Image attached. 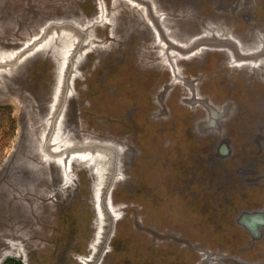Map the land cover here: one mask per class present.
Instances as JSON below:
<instances>
[{"label":"rangeland","instance_id":"obj_1","mask_svg":"<svg viewBox=\"0 0 264 264\" xmlns=\"http://www.w3.org/2000/svg\"><path fill=\"white\" fill-rule=\"evenodd\" d=\"M102 1L115 18L93 29L100 0L43 10L32 0V15L25 0H0L3 53L55 21L86 34L65 45L74 71L57 70L63 41L4 66L12 99L0 100V264H264V219L254 233L245 226L264 218V0L228 9L219 0ZM224 34L232 41L193 56L190 44ZM91 144L107 150L88 153ZM31 150L55 163L31 165ZM115 156L119 219L107 240L102 218L107 236L111 217L99 208L97 231L91 200Z\"/></svg>","mask_w":264,"mask_h":264},{"label":"bare ground","instance_id":"obj_2","mask_svg":"<svg viewBox=\"0 0 264 264\" xmlns=\"http://www.w3.org/2000/svg\"><path fill=\"white\" fill-rule=\"evenodd\" d=\"M39 2V6H36L35 8L36 9H39V10H43L45 9V6L47 5H53L54 7L58 8V9H61V7L64 5L66 6V0H37ZM193 1L194 0H184V2L186 4H189V3H192L193 4ZM199 1V0H198ZM220 2H222L223 4V7L228 9L230 8L229 6L231 5L233 7L234 4H231V0H219ZM200 2V1H199ZM130 4V3H129ZM35 5V2H32V0H25V10H24V14L25 15H32L33 12L30 10L31 8H33ZM112 6H114V4H111ZM105 3L100 0V2L97 4L96 6V9H97V13L94 14V15H91V19H92V23H90V25L93 26V29H95V27L97 26H102L103 27L109 23L111 24V22L114 20L115 18V13H107L106 11V7H105ZM206 6V5H205ZM231 7V8H232ZM150 8V7H149ZM206 10V12L203 14L202 17H207L209 16V14H211L213 11L211 10V8H207L205 7L204 8ZM78 11L79 9L76 8L74 9V11ZM141 10L143 13H144V9H139ZM147 10V9H146ZM72 14H67L66 17H69L71 16ZM153 13H149V17L151 16L152 17ZM130 16L135 18L133 13L131 12L130 13ZM148 16V15H147ZM144 17V16H143ZM210 17V16H209ZM106 18H109V21L106 20ZM62 19V18H61ZM81 21L78 23L80 25H87L88 23L86 24H83L82 22L85 21L86 18H84V13L81 15ZM261 21L264 23V16H262L261 18ZM76 21V20H75ZM56 23H52L50 24V26H46L45 28L43 29H38V35L37 37H33V35L31 37H27V35L25 36L26 40L24 43H22V46L17 50V52L15 53H3L0 51V94H4L3 96H0V100H6V99H12L11 96H10V87L7 85V82L5 81V78L6 76L10 75V73L7 72V68L4 67L5 65H9L10 63H15L16 66H18V68H20L21 66H23L26 61L28 59H32V58H35L37 56H41V55H45L46 52L47 53H50L49 51L51 50L53 52V49L54 47L58 44V42H65L63 43V47H62V51L61 49L59 48L58 46V50L61 51V53H59L58 57H59V63H58V67H57V70L59 71V73H61L63 71V69L65 68L66 71L68 70H72L74 71L76 67H74L72 65V63L69 64L68 60H69V56L67 57V55L70 54V51L71 49H68L65 51V45L69 44V43H75V42H78L77 39L75 38V36H77L79 39H83L84 36H86V34L81 31V30H78L76 29V27L74 26V24H72L73 22L70 21V19H67V21L65 23H62L60 24L58 21H55ZM62 22V21H61ZM75 27V28H74ZM36 32V33H37ZM94 34H95V30H93ZM92 34V35H94ZM91 35V34H90ZM29 36V35H28ZM91 38V37H90ZM232 38L233 37H225V34L224 35H221V36H215V35H212L210 37H206L204 40H205V43L204 44H190V50H194V52H196V54H194L193 56H197L199 55L200 52L196 51L197 48H201L203 46H207L206 44H209V43H221L223 42L225 39H230L232 41ZM86 42V41H85ZM168 42V40H167ZM82 43V42H81ZM169 43V42H168ZM92 45V44H90ZM189 45V44H188ZM195 47H192L194 46ZM80 47H82V44H80ZM68 48V47H66ZM200 51V50H199ZM261 53V52H259ZM185 56L187 55H190V54H183ZM227 56L230 58V61L232 60V57L230 55L229 52H227ZM263 56V55H262ZM235 58H244L245 60L248 59V58H245V57H242V56H238L237 54L234 55ZM233 57V58H234ZM251 59L250 60H254L256 61L257 57H250ZM179 59V58H178ZM66 61V62H65ZM233 61V60H232ZM231 61V63H232ZM256 62H264V60H261V59H257ZM249 62H247V64L245 65H239L241 66L240 68L242 69H245L247 67H250V65L248 64ZM262 65H264L262 63ZM11 66V65H10ZM9 66V68H10ZM3 67V68H2ZM58 83L56 85V87L54 88V91H53V96H56V99L58 100V94H57V90H58ZM8 93V94H6ZM52 111H50V117L54 115L55 113V110H56V107L53 106V108H51ZM29 112V111H28ZM47 115V114H46ZM32 118V117H31ZM43 118V117H42ZM33 119V118H32ZM31 119V120H32ZM41 120V117L39 118ZM42 122V120H41ZM44 122V121H43ZM24 123V122H23ZM48 124V123H47ZM46 125L45 122L43 123V126ZM53 125V124H52ZM32 126V125H31ZM30 126V123L27 122V130L31 128ZM42 126V125H41ZM36 127V126H35ZM39 127V125H38ZM46 128V126H44ZM41 128V127H40ZM43 128V127H42ZM23 129V126L22 128ZM32 129V128H31ZM24 130V129H23ZM34 130V129H32ZM36 130V129H35ZM42 130V129H41ZM40 130V131H41ZM23 132V131H22ZM34 132V131H33ZM45 133V132H44ZM26 134V133H25ZM53 134V133H52ZM52 134L50 135V138L53 137ZM22 135V134H21ZM35 135V134H34ZM44 135V134H43ZM55 139H54V142L57 143V141H60V144H62L64 142V139H63V136L61 134V130L57 131L56 132V135H55ZM20 137V136H19ZM31 137V136H30ZM37 138V137H36ZM39 138V137H38ZM44 138H45V135H44ZM48 138V136H47ZM48 138V140L50 139ZM23 141V140H22ZM46 142V141H45ZM23 143V142H22ZM21 143V144H22ZM54 143V144H55ZM24 144V143H23ZM19 146V145H18ZM24 146V145H23ZM50 146V145H49ZM48 146V147H49ZM22 147V146H21ZM35 147V146H33ZM51 147V146H50ZM49 147V148H50ZM18 148V147H17ZM24 148V147H22ZM47 150V149H46ZM49 150V149H48ZM50 150L53 151V148H50ZM21 151V150H20ZM16 152V151H15ZM45 152V151H44ZM98 152V151H97ZM55 153V152H54ZM103 154V153H102ZM21 155V154H20ZM67 155V154H66ZM88 155V154H87ZM106 155V154H105ZM27 156V162L28 163H31V165H35V164H41V165H44L45 163L44 162H48V163H55V160L53 159H50V158H46L47 160L44 159V157H41V155L33 150H31L30 152H27L26 154ZM46 156V155H45ZM83 156V155H81ZM80 156V157H81ZM24 157V156H23ZM89 157V156H88ZM105 157V156H104ZM87 158V156H86ZM84 157V159H86ZM24 159V158H23ZM25 160V159H24ZM53 160V161H52ZM80 160V158L78 159ZM86 161V160H85ZM63 162V161H62ZM66 162V161H65ZM98 162V161H97ZM100 162V161H99ZM56 163L58 164H61L60 161H56ZM107 163V162H106ZM20 164V163H18ZM58 164V165H59ZM98 164V163H97ZM30 165V164H28ZM102 165V164H101ZM61 166V165H59ZM105 166V163L101 166V168H103ZM98 167V166H97ZM61 168V167H60ZM96 168V167H95ZM92 169V168H91ZM95 170V169H94ZM97 171V170H96ZM101 171L98 170V172ZM60 172H62V170L60 169ZM95 172V171H94ZM93 172V173H94ZM65 173L67 174L68 171L67 169L65 170ZM60 174V173H59ZM96 174V173H95ZM60 176V175H59ZM65 177V176H64ZM67 179V178H66ZM105 181V180H104ZM51 186V185H50ZM56 189V188H55ZM99 188H95V191H94V188H93V191H92V205H93V208H94V211L97 215V220L95 221V224H96V227H97V231L99 230ZM24 190V189H23ZM23 192V191H22ZM46 193V188L44 189V192L39 196V198L41 200H48L49 197ZM25 195V194H24ZM24 208V207H23ZM246 223H250L252 224L253 227H256V225L259 223V221H263V217H260V216H256L254 215L253 217H249V218H246L245 219ZM245 224V223H244ZM100 234V233H99ZM98 234V235H99ZM99 238V237H98ZM21 254V253H20Z\"/></svg>","mask_w":264,"mask_h":264},{"label":"water","instance_id":"obj_3","mask_svg":"<svg viewBox=\"0 0 264 264\" xmlns=\"http://www.w3.org/2000/svg\"><path fill=\"white\" fill-rule=\"evenodd\" d=\"M73 77L74 76L68 74V77L67 78L69 79V82L71 84H72ZM67 98H68V94H67V96H66V98L64 100V104L66 103V99ZM58 100H59V98H58ZM64 104H63V106H64ZM92 146H93L92 148L90 147L91 149L90 148L88 149L89 146L86 145V147L88 149L87 150L88 153L89 152H92V151H95V150H101L103 152L105 150H107V147H105V146H104V148H102V147H95L94 145H92ZM104 163H105V161H104ZM118 170H119V168H118V160H117V157L116 156L108 164L105 163V166H104V168L102 170L103 185H101V191H100V194L98 195L99 196L98 198L100 199L99 208L102 210V217H103L104 213H107L111 217V225H112V227H111V230H110V232H109V234L107 236L104 235V229H103L104 222H103V218H102L101 237H102V239H103V237H106L107 240L110 239L111 236L113 235L115 223L119 219V213L115 212V210L118 209V206L115 205V204H113V201H112V198H111L112 189L114 188L115 183L117 181L116 179H117ZM108 173L110 174L109 184L105 188L104 180H105L106 176L108 175ZM259 225L256 226V229L255 230L253 229L254 227L250 223L246 224L245 226L252 233H254L256 230H258Z\"/></svg>","mask_w":264,"mask_h":264}]
</instances>
